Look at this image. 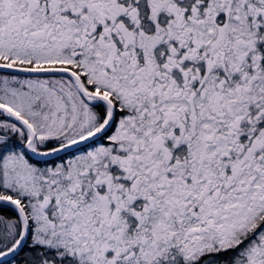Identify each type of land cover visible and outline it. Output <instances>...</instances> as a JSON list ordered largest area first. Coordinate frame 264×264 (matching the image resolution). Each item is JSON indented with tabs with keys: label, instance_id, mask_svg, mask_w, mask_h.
Returning <instances> with one entry per match:
<instances>
[{
	"label": "snow or ice",
	"instance_id": "6c2138e0",
	"mask_svg": "<svg viewBox=\"0 0 264 264\" xmlns=\"http://www.w3.org/2000/svg\"><path fill=\"white\" fill-rule=\"evenodd\" d=\"M0 264H264V0H0Z\"/></svg>",
	"mask_w": 264,
	"mask_h": 264
}]
</instances>
